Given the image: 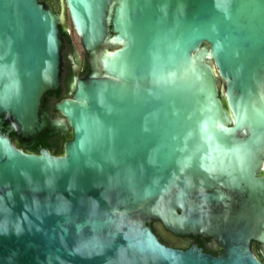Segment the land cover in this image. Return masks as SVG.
Returning a JSON list of instances; mask_svg holds the SVG:
<instances>
[{
    "label": "water",
    "instance_id": "water-1",
    "mask_svg": "<svg viewBox=\"0 0 264 264\" xmlns=\"http://www.w3.org/2000/svg\"><path fill=\"white\" fill-rule=\"evenodd\" d=\"M59 5L0 0V264H262L264 0ZM68 21L92 71L51 119Z\"/></svg>",
    "mask_w": 264,
    "mask_h": 264
},
{
    "label": "flooded vegetation",
    "instance_id": "flooded-vegetation-1",
    "mask_svg": "<svg viewBox=\"0 0 264 264\" xmlns=\"http://www.w3.org/2000/svg\"><path fill=\"white\" fill-rule=\"evenodd\" d=\"M50 6L55 12L59 11V0H41ZM70 28L73 31L71 23L67 22V28ZM71 30L68 28V34L64 36L65 44L63 46L62 55H63V72L62 78L60 82L59 88L54 92H49L47 94L45 108L49 113L51 119H56L60 117L59 112L55 109V105L63 99L71 98L72 94L70 92V85L74 78L82 79L90 74L92 71V64L91 58L87 55V53L83 50L79 38L76 35L78 43H73L70 37ZM79 44V47H78ZM77 52L78 61L74 58L73 53ZM221 90L224 89V84L222 81L219 82ZM4 126V125H3ZM6 130L5 126L3 131ZM10 133L9 137L11 142L19 149L23 150L24 152L35 153L37 154L41 149L44 148L41 145V141L43 138L49 136L50 142H55L56 145L59 147L58 152L53 153L49 149V151L53 155H60L62 152V145L63 143L69 138V134L67 136H60L58 133L54 134H46L41 136L29 143H22L14 134V137H11ZM261 175L264 177V164L263 168L261 169ZM175 244L169 243L160 238V241L163 242L165 245L177 248V249H187L191 246H196L201 248L203 252L211 254L213 256H217L221 252V247L216 244V241L213 238H204L201 236H186V237H175ZM183 243L184 245H181ZM215 243L216 246H213ZM251 248L254 255L258 258V260L264 264V244H259L257 242L251 243Z\"/></svg>",
    "mask_w": 264,
    "mask_h": 264
},
{
    "label": "trees",
    "instance_id": "trees-1",
    "mask_svg": "<svg viewBox=\"0 0 264 264\" xmlns=\"http://www.w3.org/2000/svg\"><path fill=\"white\" fill-rule=\"evenodd\" d=\"M11 137H14V134H11ZM49 140H50V138H49V136H47V137L43 138V140L40 143L44 148L49 149L51 152H53V153L58 152L59 147L56 145L55 142H50Z\"/></svg>",
    "mask_w": 264,
    "mask_h": 264
},
{
    "label": "rangeland",
    "instance_id": "rangeland-1",
    "mask_svg": "<svg viewBox=\"0 0 264 264\" xmlns=\"http://www.w3.org/2000/svg\"><path fill=\"white\" fill-rule=\"evenodd\" d=\"M68 28L71 30V32H70V37H71V39H72V42H73V43H78V40H77V38H76V35L74 34V32L72 31V29L70 28V26H69ZM78 47H79V44H78Z\"/></svg>",
    "mask_w": 264,
    "mask_h": 264
}]
</instances>
